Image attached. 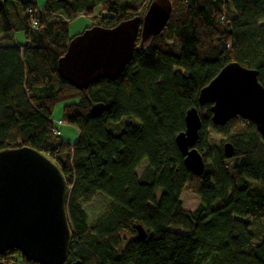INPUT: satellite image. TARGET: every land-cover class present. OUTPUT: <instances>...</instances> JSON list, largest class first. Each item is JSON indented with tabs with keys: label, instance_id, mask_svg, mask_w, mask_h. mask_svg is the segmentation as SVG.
Listing matches in <instances>:
<instances>
[{
	"label": "trees",
	"instance_id": "obj_1",
	"mask_svg": "<svg viewBox=\"0 0 264 264\" xmlns=\"http://www.w3.org/2000/svg\"><path fill=\"white\" fill-rule=\"evenodd\" d=\"M145 2L0 0V149L29 146L60 164L73 231L64 264H264V235L255 241L251 229V220L264 219V139L239 117L212 124L210 104L198 103L199 90L230 61L256 69L264 86V0H171L165 28L142 49L137 37L115 80L102 78L82 90L59 76L70 20L85 15L95 20L91 25L111 27L139 15ZM16 31L26 41H14ZM58 102H64L60 121L78 130L73 144L60 139L51 119ZM91 102L103 104L98 115L91 114ZM191 106L202 121L195 144L205 160L199 176L188 171L174 141ZM126 117L135 122L120 126ZM208 128L234 129L227 138L231 158L220 149L208 160ZM185 188L200 198L193 211L182 207ZM95 195L107 200L110 230L103 218L97 232L88 225L83 204ZM137 223L144 240L135 237ZM112 227L131 237L119 244ZM13 254L21 264H38L7 252Z\"/></svg>",
	"mask_w": 264,
	"mask_h": 264
},
{
	"label": "water",
	"instance_id": "obj_2",
	"mask_svg": "<svg viewBox=\"0 0 264 264\" xmlns=\"http://www.w3.org/2000/svg\"><path fill=\"white\" fill-rule=\"evenodd\" d=\"M171 11V0H150L142 16L124 18L111 27H86L72 36L58 58L59 76L82 90L102 78L115 80L132 58L137 37L136 49H142L165 28ZM257 75L256 69L230 61L199 90L198 103L210 104L212 124L223 126L240 117L253 123L264 139V86ZM102 108V103L90 104L92 115H98ZM184 124L174 141L188 171L199 176L204 172L205 160L195 146L202 125L197 107L186 110ZM222 153L227 159L233 156L230 141L223 143ZM67 189L63 170L49 153L29 146L1 148L0 256L14 249L27 261L64 264L73 236L66 207ZM133 227L136 239L147 237L141 224Z\"/></svg>",
	"mask_w": 264,
	"mask_h": 264
},
{
	"label": "rangeland",
	"instance_id": "obj_3",
	"mask_svg": "<svg viewBox=\"0 0 264 264\" xmlns=\"http://www.w3.org/2000/svg\"><path fill=\"white\" fill-rule=\"evenodd\" d=\"M37 5L41 6L44 0H35ZM147 2H145L140 10L139 15L142 16L147 8ZM100 7L96 6L94 8V14H99ZM105 15V14H104ZM95 20L90 16L79 15L68 23V34L70 36H74L80 32H82L86 27H89ZM1 38V36H0ZM4 39L10 41V34H7ZM13 40H17L18 42L26 41L25 35L23 31H16L13 34ZM0 42L3 41L0 39ZM64 106V102H58L53 107L51 113V119L55 126H57L60 130V139L64 142L73 144L78 137V130L77 128L69 123L63 121L62 124L58 125L57 121L62 117V109ZM240 118V117H239ZM242 119V118H240ZM244 120V119H243ZM247 121V120H246ZM132 122L134 123L135 120L131 117H126L121 120L120 126L124 125V123ZM249 122V121H248ZM234 133L233 128L228 129H221V130H214L212 128H208L206 131V142L208 145V149H210V155L208 157L209 161L215 160L216 155L220 149H222V145L225 141H227L228 136ZM145 166V162H142L140 167L138 168V174L141 173L142 169ZM180 200L182 203V207L186 210L193 211L198 206L200 202V198L197 194L191 192L188 189H184L180 194ZM83 208L86 212L87 222L91 228L92 232H97L99 226L97 225V221L103 218L104 223V230H110L107 228L110 223L108 222V215H107V208L108 203L107 200L104 199L102 196L95 195L89 201L83 204ZM251 229L254 231V240H259L262 235H264V219L259 220H251ZM111 226V225H110ZM113 228V227H112ZM170 230L177 231L179 233H183L181 228L177 227H169ZM113 239L118 242L119 244L126 240V238H130L131 235L123 230L118 228H113L112 230Z\"/></svg>",
	"mask_w": 264,
	"mask_h": 264
},
{
	"label": "built area",
	"instance_id": "obj_4",
	"mask_svg": "<svg viewBox=\"0 0 264 264\" xmlns=\"http://www.w3.org/2000/svg\"><path fill=\"white\" fill-rule=\"evenodd\" d=\"M28 12L31 15V27H36L37 26V19L33 16L32 11L28 10ZM57 124L60 125L62 122L60 120L57 121ZM55 134H59L58 128L54 129L53 131ZM2 264H21L19 262V259L17 258L16 254H13L12 256H7L5 255V258L2 260Z\"/></svg>",
	"mask_w": 264,
	"mask_h": 264
},
{
	"label": "flooded vegetation",
	"instance_id": "obj_5",
	"mask_svg": "<svg viewBox=\"0 0 264 264\" xmlns=\"http://www.w3.org/2000/svg\"><path fill=\"white\" fill-rule=\"evenodd\" d=\"M181 229L183 231V234H188V231L186 229H184V228H181Z\"/></svg>",
	"mask_w": 264,
	"mask_h": 264
}]
</instances>
